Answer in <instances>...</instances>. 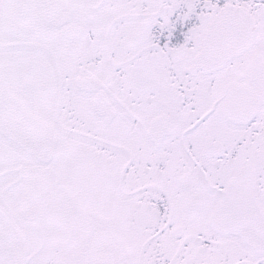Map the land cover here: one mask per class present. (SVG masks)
Listing matches in <instances>:
<instances>
[{"label":"snow or ice","instance_id":"obj_1","mask_svg":"<svg viewBox=\"0 0 264 264\" xmlns=\"http://www.w3.org/2000/svg\"><path fill=\"white\" fill-rule=\"evenodd\" d=\"M0 264H264V0H0Z\"/></svg>","mask_w":264,"mask_h":264}]
</instances>
